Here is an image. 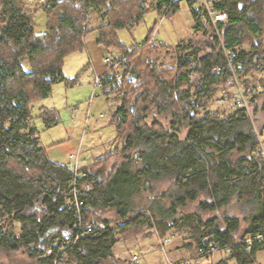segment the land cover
<instances>
[{
  "label": "trees",
  "instance_id": "obj_1",
  "mask_svg": "<svg viewBox=\"0 0 264 264\" xmlns=\"http://www.w3.org/2000/svg\"><path fill=\"white\" fill-rule=\"evenodd\" d=\"M183 1L190 7L195 30L201 31L206 15L201 7H195V0H155L154 9L162 14V9L170 6L167 12L170 16L180 9ZM145 2L46 0L39 7L26 8L18 0H0L4 10L0 15V252L22 250L33 260L28 264H55L57 258L71 264H98L111 253L116 242L109 223L93 222L106 226L80 237L62 255L59 249L66 237L64 233L59 231L46 247L41 246V239L54 226L67 229L69 235L76 232L80 220L88 222L89 204L107 203L119 195L120 175L131 159L127 152L135 147L140 148L143 166L136 175L122 176L125 183L137 187L142 181L147 189L154 180L173 178L174 186L181 189H176L177 201L183 204L203 194L205 200L200 207L205 210L228 206L237 196L260 209L255 217L257 227L248 235L262 231L264 160L256 152L259 137L253 121L243 109L235 107L221 113L207 105L214 100L216 91L222 92L230 74L216 35L206 45L204 55H199L200 49L193 41H180L175 48H197L179 57L176 70L174 66L159 64L157 69L152 65L150 61L156 60L150 56L159 55V50L169 45L150 40V35L139 49L124 50L120 56L125 58L121 65L122 79L106 78L102 86L106 94L118 93L121 88L127 90L129 97H115L119 105L112 113L122 145L98 156L86 167L90 170L86 180L93 185L80 195L84 200L81 213L76 207L69 209L65 205L72 194L70 181L74 172L68 164L50 158L33 122L32 104L47 98L54 84L72 82L64 76L63 65L69 53L84 46L83 35L91 30L86 26L89 12L104 9L102 16L107 22L96 27L98 42L108 50L115 45L122 48L117 31L130 29L142 20L149 11ZM215 8L229 14L227 22L220 25L221 35L226 46L236 53L238 72L241 74L248 68L260 70L264 61V0H217ZM40 9L47 14L48 28L36 33L33 17ZM247 41L251 42V49L243 47ZM25 60L30 62V69H26ZM147 65L145 84L139 67ZM216 67L225 69L217 72ZM195 71L200 77L192 87L190 76ZM256 81L259 84L244 80L254 101L264 96V79ZM257 85L263 89H257ZM153 106L160 112L171 113V131L161 124L146 122ZM200 108L204 111L199 112ZM261 108L264 110V103ZM40 117L47 126L60 120L56 109L46 107H41ZM183 127L187 130L184 139ZM146 210L152 214L150 209ZM152 217L154 222L145 212L133 213L119 226L121 234L128 239L142 232L147 221L156 225ZM226 221L225 230L214 227L200 237L198 251L206 245L203 238L209 236L222 247L233 245L230 252L224 253L237 258L240 264H254V251L264 243H256L247 251L235 244L233 230L237 220L226 217ZM17 226L20 234L16 232ZM0 264L25 263L0 259Z\"/></svg>",
  "mask_w": 264,
  "mask_h": 264
},
{
  "label": "crops",
  "instance_id": "obj_2",
  "mask_svg": "<svg viewBox=\"0 0 264 264\" xmlns=\"http://www.w3.org/2000/svg\"><path fill=\"white\" fill-rule=\"evenodd\" d=\"M179 10L171 15V18L173 19L171 21L175 24L174 26L177 27L176 31L179 33L178 38L176 40H172L170 43L164 41V43L169 46H177L180 41L190 38L192 31H196L194 29L195 23L192 17V31L190 30L188 35H186L185 32H182V26H184V24L179 23L180 21H183L179 14ZM156 23L155 28H153L154 31L158 27V22ZM120 42L122 43V48H120L122 51L133 47L128 48L125 42ZM94 44H98L99 46L96 47L99 58L96 60L97 63L92 66L93 73L88 78V83L89 85L91 84V90L90 88H87V93H89V95L86 108H80L81 104L78 103L77 105L76 102H74L76 105H74V103H69L68 97L67 102L70 106L67 104L66 107V109L71 107L75 113L76 111L81 113L82 110L87 113H91L92 110L96 112L99 111V116L101 118H105L107 113H111L110 119L106 121L102 131L98 133L99 127H95L93 133L96 132L97 134H95L93 139L86 144L88 147L87 151L85 149L84 155L86 158H88L89 154L91 155V157H89L91 159L90 163H93L95 158L100 155L110 151H115L117 146H119L117 145L118 142L120 146L122 145V140L117 137V134L115 136L114 132L111 136H106L104 133V129L106 127H111V124L114 125L112 121V113L119 105V103L116 102L117 98L112 99V92L106 94L104 88H101V92L98 95L93 94L94 92H97V90H94L93 88L92 93L94 76L98 73H104L107 68L106 63L104 62L105 57L107 55L116 54L108 52L105 46L100 44L98 41L94 42ZM218 92L222 93L221 91H216V93ZM52 108L55 109L56 107L50 106V109ZM259 109H257L258 112ZM78 113L71 117L68 122V128L65 127L67 131L65 137L60 140L52 141L48 144H44L48 145V154L52 160L67 164L71 155L76 153L78 149L84 147L82 138L85 136L82 135L83 137L80 136L79 139L77 138L78 128L79 131L81 129L82 133V126H80V123L83 121V119L78 116ZM153 118L152 123L159 125L160 122L157 121L155 115ZM61 122L62 120L54 122L51 126H49V128L58 126ZM165 127L171 131L170 122ZM262 132V135L264 136V126L262 128ZM74 133L76 135H74ZM186 135L187 130L183 127L181 137L184 139L186 138ZM139 150L140 148L135 147L133 149H129L127 152V154H130L131 159L129 160L130 164L123 169V172L120 175L118 188L120 194L115 197L113 196V199L110 200V202L95 205L89 204L87 206V215L90 222L104 224L109 223L114 230L112 232V237L116 239V242L112 245L111 253L106 257H102L98 261V264H169V261L171 260H178L197 252L200 237L203 234L208 233L211 228L219 227L221 230H225L228 227L226 217H234V220H237V226L233 230L234 239L242 238L246 235L248 236V234L254 231L257 227V220L255 217L260 210L259 207H257L254 203H247V201L245 203L241 199L237 198V196L233 197L234 199L228 206L216 208L214 210H205L200 207L201 201L205 200V196L203 194L195 200L188 199L183 204L179 203L175 192L176 189L179 190L180 188H177L176 185L174 186L173 178L166 177L160 180H154L152 183L153 186L147 189L143 188L142 181H140V184L137 187L136 185L132 186L129 183H125L122 180V176L136 175L143 166ZM143 209H150L152 211L151 215L154 216L156 225H151L147 221L142 228V232L132 236L131 238L125 239L124 235L121 234L119 226L127 221L133 213H138V211H142ZM19 226L16 228L17 234H20L21 231ZM154 228L157 229L161 235L172 238V240L167 243L166 253L160 251L158 235L154 234ZM59 231L64 233L66 236L69 235L67 229L54 226L50 228L42 237L41 246L46 247V245L50 243L52 237ZM44 238L46 240L45 242H43ZM58 239L59 237L56 238V241L53 243H56ZM256 249L257 250L254 251L255 256L253 263L261 264L258 262L257 255L260 253L259 251L264 250V245H259ZM222 254L223 255L219 254V257L214 260L212 257L205 258V260L202 261V264H240L239 260L234 256H229L224 252ZM135 255L140 257V260L137 263L132 262Z\"/></svg>",
  "mask_w": 264,
  "mask_h": 264
},
{
  "label": "rangeland",
  "instance_id": "obj_3",
  "mask_svg": "<svg viewBox=\"0 0 264 264\" xmlns=\"http://www.w3.org/2000/svg\"><path fill=\"white\" fill-rule=\"evenodd\" d=\"M45 1L46 0H18V3L26 8H34V7H39L40 5L44 4ZM145 3L149 11L145 14L142 20L130 29L124 28V29H120L119 31H117V35L120 41L125 42L128 48L133 46L130 49L131 51L135 49H139L140 46H135V45L146 41V39L148 38V35H150V37L153 36V33H154L153 28H155L157 24L156 22H158L159 20L158 12L156 11V9L154 10V8L156 7L155 0H146ZM201 5H202V0H195V7H201ZM3 11L4 10L0 6V15H2ZM103 11L104 9L100 11L95 10V11L88 13L87 20H86V26H88V29H91V30L87 32V34L85 32L83 35V40H84L83 48L69 53L67 57L65 58L64 65H63V73H64V76L66 78H69L72 82L67 83L65 81H60L54 84L52 93L47 98L40 99L32 104L33 122L35 123V125L37 126L39 130V134H40L39 137L43 145L48 144L52 141L60 140L61 138L66 136L67 131L65 127L68 128V122L70 121L71 117L78 113V111H76V113L73 112V109L71 107L66 109L68 102L69 103L76 102L77 105L78 103L81 104L80 108L82 109L86 108V105L88 103V95H89V93H87V88H90L91 90V84L89 85L88 78L93 73L92 66L97 63L96 60H98L99 58V54L96 49V47H99V46L98 44L97 45L94 44V42L98 41V38H99V33L96 27L102 25L104 22H107L105 18L102 16L104 13ZM179 11H180L179 14L183 19V21H180L179 23L184 24V26H182V32H185V34L188 35V32L192 29L191 28L192 16H191V11L189 9V5L187 4V2L185 1L181 2ZM33 19L35 23L36 33H43L47 30L48 17H47L46 12L43 9L38 10V12L35 13ZM0 20H1V16H0ZM171 20H173L171 18V15L165 16L163 20V24L158 28V31H156L155 41H158V40L162 42L167 41L170 43L172 40H176L178 38L179 33H177L176 31L177 27L174 26L175 24H173ZM208 21L209 20L207 19V17L204 16L203 17L204 25L202 26L203 29L201 31L191 30L192 32L190 34L191 35L190 38H187L185 40V41H189V40L193 41V44L199 47L200 49L199 55H204L205 50H206L205 49L206 45L212 40V37L214 36L213 26H211L210 22ZM220 46H221V41H220ZM243 47H245L246 49H251V42L247 41L243 45ZM120 48L121 47L119 45L118 46L115 45V46H112L110 50H108L107 48L106 49L108 50V52L115 53L116 56L117 55L123 56L124 51L120 50ZM196 48L197 47L195 46H192V48H189V49H182L181 47L180 49H177L175 48V46L163 47L159 50L160 51L159 55L154 53L153 56H150L151 60H156L155 62L154 61H150V62L153 63L152 65H155V66L157 65L158 67H159V64L164 65V66H169V67L174 66L176 70V66H177L176 63L178 62L179 57L181 55H184L185 53H190L194 51ZM24 63H25L26 69L31 68V64L28 60H25ZM262 65L263 66L260 70L248 68V69H245L244 72H241L243 80L250 79L252 81L251 82L252 84H259L257 83L256 79H264V61ZM139 68L141 69L140 71H142L141 81L142 80L146 81V79L148 80V77L145 74V71L149 70V65L144 66V67H139ZM190 77H191L192 87L196 86L199 81V77H200L199 72L195 71L194 73L191 74ZM147 82L148 81H146L145 84H147ZM92 86H93L92 87V93H93L94 84ZM149 86L151 87V83ZM256 88L259 90L263 89L261 85H257ZM100 92H101V88H97V92L96 93L94 92L93 94L98 95ZM122 95H127V90L125 88H121L118 93L113 92L111 95V98L114 99L116 96L122 97ZM67 97H68V102H67ZM220 98H221V93L219 92L216 93L214 100H210L209 103L207 102L208 107L211 109H217L221 113L228 112L231 109L235 108L230 103L220 101ZM116 102L119 103V100H116ZM203 102L204 100L202 101V103ZM254 102L256 104L255 108L258 107V109L259 108L260 109H259V112L258 110L254 112V120L252 121H253L254 127L258 129L262 137V141L264 143V136L262 135L263 134L262 128L264 126V110H262L261 108V106L264 103V96H261L259 99H257ZM76 103H74V105H76ZM130 104L131 102L129 103V105ZM50 106L56 107L55 109L60 114V120H62V122L58 126H55L52 128H49V126H47L44 120L40 117L41 107H46L50 109ZM68 106L70 105L68 104ZM153 109L154 110H152L151 115L148 117V119H146V122H148L149 124L152 123L154 119L153 118L154 115L157 121H159L160 124L162 123L161 125L163 126H166L169 122L170 123L172 122L171 113L160 112L155 106H153ZM203 110H204L203 108L198 109L199 112H202ZM99 115H100V112L99 111L96 112L94 110H92L91 113L90 112L87 113L84 110H82L81 113H78V116L81 119H83V121H81L80 123V126H82V133H81V129L79 131V128H78L77 138L79 139L80 136L82 135L85 136L84 138H82L83 143H84L83 144L84 147L82 149H84V151L85 149L87 151L88 146L86 144H88L93 139L95 134H97L96 132L93 133L95 127H99L98 133L101 132L106 121L110 119L111 113L110 112L107 113L105 118H101ZM113 132L116 136L117 131L113 124H111V127H106L104 129V133L106 134V136L107 135L111 136ZM74 135L76 134L74 133ZM118 143L117 145L120 146V144ZM44 146L47 147L48 145H44ZM47 151H48V147H47ZM89 157H91L90 154L88 155V158ZM89 160H90L89 162H91L90 158ZM141 212L147 213V210H142ZM88 222H90L89 219H88ZM153 232L154 234H157V235L159 234L158 236H161L162 238L166 237V236L161 235V233L155 228ZM235 239H238V238H235ZM159 248H160V251H162L160 244H159ZM166 251H167V245H166V250L162 252L166 253ZM259 252L260 253L257 255L258 262H260L261 264H264V250L259 251ZM196 253L197 252H195L194 254L192 253L189 256L182 257L181 259H178V260L174 259L171 261L180 262L183 259L193 258L197 255ZM222 253L223 251H221L220 253H216L214 256H212V259L214 260L215 258L219 257L218 256L219 254L223 255ZM0 259L8 263L10 262L12 263V261L17 262V263H25V264L33 262V260H31V258L27 255V253H24L22 250L17 251V252H11V253L0 252ZM139 260H140V257L138 256V261ZM203 260H205V258L204 259H194L193 263L202 264Z\"/></svg>",
  "mask_w": 264,
  "mask_h": 264
},
{
  "label": "built area",
  "instance_id": "obj_4",
  "mask_svg": "<svg viewBox=\"0 0 264 264\" xmlns=\"http://www.w3.org/2000/svg\"><path fill=\"white\" fill-rule=\"evenodd\" d=\"M173 1V0H172ZM217 0H202V11L209 19L211 26L214 29V35L219 37L221 41V48L224 52L226 58V69L229 70V75L225 79V87L222 89L220 101L230 103L234 107L238 109H243L247 112L248 116L254 120V111L256 104L253 100L251 93L245 88L244 80L242 75L238 72L239 64L236 61V53L233 51L232 48H228L226 46L224 39L222 37V29L220 27L221 24L226 23L229 19V14L226 10H218L216 7ZM171 9L170 6H166L162 14L158 13V27L155 29L153 36H151L152 41H155V34L158 28L163 24V20L165 16H167L168 10ZM144 43L137 44L135 46H143ZM125 58H120V56L116 55H107L104 59V62L107 65L106 70L104 73H98L94 77V90L97 88H102L104 80L106 78H115V79H122V64ZM217 72L223 71L225 68L216 67ZM255 128V127H254ZM256 133H258L259 143L256 148L257 155L260 156L264 160V143L262 141V137L257 128H255ZM69 167L74 172V178L70 181V187L72 188L71 196L66 200L65 205L67 208L71 209L72 207H76L78 211L81 213V207L84 205V200L81 198V193L89 191L92 188L93 183L86 178L90 174V170L87 169L91 163L89 162L88 158L84 155V149H79L76 153L72 154L69 162L67 163ZM147 210V214H148ZM150 219L154 222L151 213L148 214ZM263 229L260 232H256L254 234H250L248 236L238 238L235 241V244L243 246L247 251H251L256 243H264V223ZM106 225L104 224H94L93 222H86L80 220L79 225H77L76 232L64 237L61 241L59 254H63L68 250V247L71 244L76 243L80 237L90 235L91 233H95L97 230H101L105 228ZM157 230V229H156ZM159 235V234H158ZM159 238V244L162 251L166 250V245L168 242L171 241V237H161ZM203 242L206 244L207 247H200L199 251L196 253L197 255L193 258L183 259L180 262H172L169 261V264H194V259H204L214 256L216 253L223 252H230L233 245H227L222 247L218 242L212 240L209 236H205L203 238ZM59 256V255H58ZM132 262H138V255L133 257ZM55 264H68L61 259H56ZM71 264V263H69Z\"/></svg>",
  "mask_w": 264,
  "mask_h": 264
},
{
  "label": "water",
  "instance_id": "obj_5",
  "mask_svg": "<svg viewBox=\"0 0 264 264\" xmlns=\"http://www.w3.org/2000/svg\"><path fill=\"white\" fill-rule=\"evenodd\" d=\"M46 240H45V238L43 239V242H45ZM69 264V263H68Z\"/></svg>",
  "mask_w": 264,
  "mask_h": 264
},
{
  "label": "bare ground",
  "instance_id": "obj_6",
  "mask_svg": "<svg viewBox=\"0 0 264 264\" xmlns=\"http://www.w3.org/2000/svg\"><path fill=\"white\" fill-rule=\"evenodd\" d=\"M103 86V85H102ZM92 234V233H91Z\"/></svg>",
  "mask_w": 264,
  "mask_h": 264
}]
</instances>
